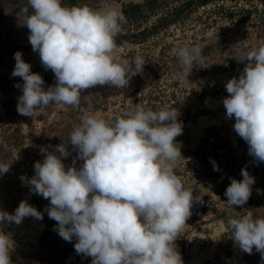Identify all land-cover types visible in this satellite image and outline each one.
Segmentation results:
<instances>
[{
  "label": "clouds",
  "instance_id": "clouds-1",
  "mask_svg": "<svg viewBox=\"0 0 264 264\" xmlns=\"http://www.w3.org/2000/svg\"><path fill=\"white\" fill-rule=\"evenodd\" d=\"M28 5L31 13L29 7L22 12L29 42L56 83L46 89L42 76L17 51L12 75L23 80L16 85L22 91L20 115L34 117L50 104L79 108L85 90L125 88L143 72L141 55L127 59L119 53L116 38L127 18L111 0H102L99 7L68 6L62 0H28ZM175 55L184 80L203 61L200 45L179 46ZM239 60L246 66L239 78L226 83L229 95L223 106L227 118H235L234 131L247 143L249 155L264 162V45L242 52ZM178 117L173 107L153 110L140 104L111 119L84 112L54 150L41 149L44 159L34 164L30 190L50 201L45 210L57 222L54 230L65 241L75 238L76 253L91 257V264H183L175 241L193 204L203 197L186 188L175 171L183 158L176 142L183 132ZM69 144L77 157L66 167ZM76 160L83 161L78 168ZM10 167L0 162V175ZM241 175L242 180L231 179L224 193L232 207L243 206L252 195L255 178L246 168ZM26 217L43 219V214L22 200L14 213L0 211V225H19ZM227 224L242 251L251 254L255 248L264 259V218L249 213ZM12 248L10 236L0 230V264H12Z\"/></svg>",
  "mask_w": 264,
  "mask_h": 264
},
{
  "label": "rangeland",
  "instance_id": "rangeland-1",
  "mask_svg": "<svg viewBox=\"0 0 264 264\" xmlns=\"http://www.w3.org/2000/svg\"><path fill=\"white\" fill-rule=\"evenodd\" d=\"M27 0H0V81L9 82L0 94V162L11 163L0 175V211L14 213L24 200L43 214V219L26 217L19 225L3 223L0 230L13 241L12 264H91V257L77 254L76 239L65 241L54 230L57 222L45 210L50 201L31 191L27 181L35 175L34 164L43 161L42 148L49 151L79 125V116L89 112L111 119L122 116L137 104L156 110L173 107L183 124L176 137L182 157L175 166L186 188L203 197L194 203L187 225L175 241L183 264H264L253 248L248 254L233 241L227 224L230 218L251 213L264 218V162L254 160L247 143L234 131L235 118H227L223 99L226 83L239 78L247 61L244 51L264 45V0H151L138 11H129L127 23L117 36L122 58H144L143 72L132 77L125 88L95 87L85 90L79 108L50 104L34 117L20 115L18 98L23 84L12 75L14 54L40 67L47 89L56 83L54 73L42 66L32 50L26 14ZM149 0H111L124 6L143 5ZM102 0H78L77 5L99 7ZM200 45L203 61L193 68L188 80L180 77L175 55L182 45ZM131 45L132 47H126ZM216 136L209 143L203 139ZM63 160L73 164L77 152ZM213 162L219 170H214ZM83 161L76 160V167ZM246 168L255 178L252 195L243 206H230L224 195L231 179L242 180ZM259 190V191H258Z\"/></svg>",
  "mask_w": 264,
  "mask_h": 264
},
{
  "label": "trees",
  "instance_id": "trees-1",
  "mask_svg": "<svg viewBox=\"0 0 264 264\" xmlns=\"http://www.w3.org/2000/svg\"><path fill=\"white\" fill-rule=\"evenodd\" d=\"M78 0H62V3L68 6H72V5H77ZM153 1L149 0L147 1L144 6L143 5H139V4H132V5H128V6H124L122 8V11L124 13V15H127L129 13V11H138L140 9H142L143 7H146L145 5H150L152 4ZM25 7H29L28 5V0L25 2V4L21 7V10ZM31 13V8L29 7V14ZM33 70H39L40 67H36V66H32L31 67ZM9 85V82L4 83L3 81H0V94L5 91L7 89ZM214 138H216V136H211L208 137L206 139H203L201 141V143H209L211 140H213Z\"/></svg>",
  "mask_w": 264,
  "mask_h": 264
}]
</instances>
